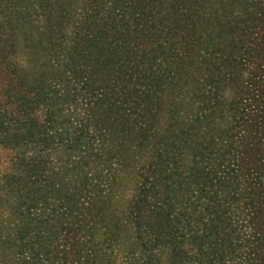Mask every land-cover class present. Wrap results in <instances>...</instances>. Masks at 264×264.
Segmentation results:
<instances>
[{"label": "trees", "instance_id": "obj_1", "mask_svg": "<svg viewBox=\"0 0 264 264\" xmlns=\"http://www.w3.org/2000/svg\"><path fill=\"white\" fill-rule=\"evenodd\" d=\"M15 15L0 264H264V0Z\"/></svg>", "mask_w": 264, "mask_h": 264}, {"label": "rangeland", "instance_id": "obj_2", "mask_svg": "<svg viewBox=\"0 0 264 264\" xmlns=\"http://www.w3.org/2000/svg\"><path fill=\"white\" fill-rule=\"evenodd\" d=\"M19 1L22 0H0V112L19 114V92L15 79L19 75L14 69V64L20 58L23 66H29L27 52L15 49L16 34L19 28L15 11L19 9ZM23 3V2H22ZM12 14V15H11ZM23 33L30 34L32 25L23 21ZM9 65L10 67H7ZM13 153L0 146V171L2 173L12 170Z\"/></svg>", "mask_w": 264, "mask_h": 264}]
</instances>
